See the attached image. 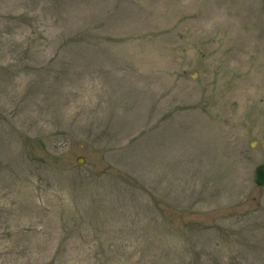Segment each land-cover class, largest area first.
I'll use <instances>...</instances> for the list:
<instances>
[{
  "label": "rangeland",
  "instance_id": "rangeland-1",
  "mask_svg": "<svg viewBox=\"0 0 264 264\" xmlns=\"http://www.w3.org/2000/svg\"><path fill=\"white\" fill-rule=\"evenodd\" d=\"M261 56V0H0V264H264Z\"/></svg>",
  "mask_w": 264,
  "mask_h": 264
},
{
  "label": "water",
  "instance_id": "water-1",
  "mask_svg": "<svg viewBox=\"0 0 264 264\" xmlns=\"http://www.w3.org/2000/svg\"><path fill=\"white\" fill-rule=\"evenodd\" d=\"M262 2H263V10H264V0H262ZM83 161H84L83 158L77 159L78 163H82ZM254 183L260 187L264 186V163L261 165H258L255 168Z\"/></svg>",
  "mask_w": 264,
  "mask_h": 264
},
{
  "label": "bare ground",
  "instance_id": "bare-ground-1",
  "mask_svg": "<svg viewBox=\"0 0 264 264\" xmlns=\"http://www.w3.org/2000/svg\"><path fill=\"white\" fill-rule=\"evenodd\" d=\"M263 59H264L263 56H261V58L259 57V59H258L256 62H254V64H253V71H254V72L258 70V67H261L262 64H264V62L262 61ZM253 75H254V73H253ZM244 81H245V80H244ZM245 84H246L247 87H248L249 85H251L250 82H249L248 80L245 81ZM237 87H238V83H237ZM237 89H238V88H237Z\"/></svg>",
  "mask_w": 264,
  "mask_h": 264
}]
</instances>
